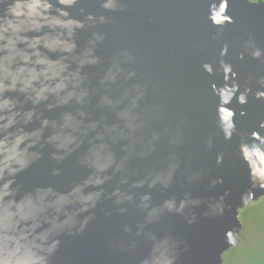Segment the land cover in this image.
I'll use <instances>...</instances> for the list:
<instances>
[{
	"label": "water",
	"instance_id": "water-1",
	"mask_svg": "<svg viewBox=\"0 0 264 264\" xmlns=\"http://www.w3.org/2000/svg\"><path fill=\"white\" fill-rule=\"evenodd\" d=\"M107 2L0 0V264H221L264 196V0Z\"/></svg>",
	"mask_w": 264,
	"mask_h": 264
},
{
	"label": "rangeland",
	"instance_id": "rangeland-1",
	"mask_svg": "<svg viewBox=\"0 0 264 264\" xmlns=\"http://www.w3.org/2000/svg\"><path fill=\"white\" fill-rule=\"evenodd\" d=\"M238 217L239 243L223 254L221 264H264V196L240 209Z\"/></svg>",
	"mask_w": 264,
	"mask_h": 264
},
{
	"label": "clouds",
	"instance_id": "clouds-1",
	"mask_svg": "<svg viewBox=\"0 0 264 264\" xmlns=\"http://www.w3.org/2000/svg\"><path fill=\"white\" fill-rule=\"evenodd\" d=\"M63 2V0H62ZM111 3H112V0H108L107 3H103L102 4V7L104 8H110L111 7ZM21 7V4L19 2L13 4L12 8L9 9V14L12 15V16H15L18 14L17 10ZM227 51H228V45L225 44L221 50H220V57H224L226 54H227ZM261 55L260 53V50H256L255 52H253V58H259V56ZM239 59H243V55L241 54L240 57H238ZM203 67V70L208 73L209 75L212 74V67L210 64H203L202 65ZM220 69L222 70V73H223V78H224V81H228L229 80V77L231 76L232 80L235 81L236 80V73L233 71L232 69V65L231 64H227L223 61V59H221L220 61ZM264 79V78H262ZM232 87L234 89H238L239 88V85L236 84L235 82L232 83ZM212 90L213 92L215 93L216 92V86L215 85H212ZM247 90H245L244 92H240L239 93V102L243 105V104H246L247 103ZM257 98H260V99H264V91H260V92H257ZM244 113L241 112V115H243ZM3 264H7V262H3Z\"/></svg>",
	"mask_w": 264,
	"mask_h": 264
}]
</instances>
